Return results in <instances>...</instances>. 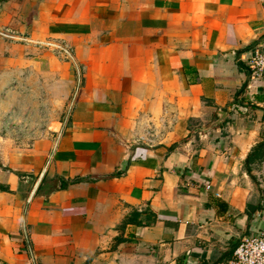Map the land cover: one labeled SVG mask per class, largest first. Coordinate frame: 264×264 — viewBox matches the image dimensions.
Here are the masks:
<instances>
[{
    "label": "crops",
    "instance_id": "0c3cea01",
    "mask_svg": "<svg viewBox=\"0 0 264 264\" xmlns=\"http://www.w3.org/2000/svg\"><path fill=\"white\" fill-rule=\"evenodd\" d=\"M255 46L264 0H0V81L65 109L0 160V264L229 260L264 228Z\"/></svg>",
    "mask_w": 264,
    "mask_h": 264
},
{
    "label": "rangeland",
    "instance_id": "374dc122",
    "mask_svg": "<svg viewBox=\"0 0 264 264\" xmlns=\"http://www.w3.org/2000/svg\"><path fill=\"white\" fill-rule=\"evenodd\" d=\"M60 106L26 75L10 83L0 81V160L50 135L64 118Z\"/></svg>",
    "mask_w": 264,
    "mask_h": 264
},
{
    "label": "built area",
    "instance_id": "2783aa9c",
    "mask_svg": "<svg viewBox=\"0 0 264 264\" xmlns=\"http://www.w3.org/2000/svg\"><path fill=\"white\" fill-rule=\"evenodd\" d=\"M246 65L253 77L264 79V47L255 46ZM219 264H264V228L244 235L232 257Z\"/></svg>",
    "mask_w": 264,
    "mask_h": 264
},
{
    "label": "trees",
    "instance_id": "16d2710c",
    "mask_svg": "<svg viewBox=\"0 0 264 264\" xmlns=\"http://www.w3.org/2000/svg\"><path fill=\"white\" fill-rule=\"evenodd\" d=\"M264 117V115H263ZM264 156V132H263V139L249 152L247 155V171L250 172V164L254 163L256 160H261ZM264 209V198L261 203L253 205L247 204V214L248 216L251 215L256 210H263Z\"/></svg>",
    "mask_w": 264,
    "mask_h": 264
},
{
    "label": "water",
    "instance_id": "95a60500",
    "mask_svg": "<svg viewBox=\"0 0 264 264\" xmlns=\"http://www.w3.org/2000/svg\"><path fill=\"white\" fill-rule=\"evenodd\" d=\"M225 115H226V111H225V110H222V109H219V110L217 111V117H216L215 119H213V120L208 124V126H206L204 129L207 131V130L212 129L213 127L218 126V125L224 120ZM43 173H44V170H42V172H41V174H40V176H39V178H38V180H37V182H36V184H35V186H34V190H35V188H36L38 182L40 181V179H41Z\"/></svg>",
    "mask_w": 264,
    "mask_h": 264
}]
</instances>
